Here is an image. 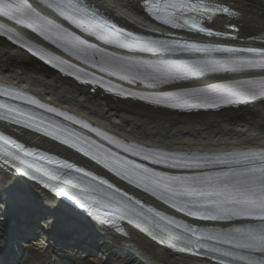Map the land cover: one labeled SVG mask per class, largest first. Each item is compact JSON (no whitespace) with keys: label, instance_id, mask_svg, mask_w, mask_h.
Instances as JSON below:
<instances>
[{"label":"snow or ice","instance_id":"obj_1","mask_svg":"<svg viewBox=\"0 0 264 264\" xmlns=\"http://www.w3.org/2000/svg\"><path fill=\"white\" fill-rule=\"evenodd\" d=\"M142 6L156 21L172 29L203 34L204 39L188 41L171 35L158 38L128 30L115 18L118 13L106 14L91 0H38L36 5L32 0H0V18L31 29L108 77L152 89L124 87L59 56L53 57L37 45L29 47V51L36 50L40 59L47 56L52 67L59 68L61 73L118 95L180 110L220 109L264 101V75L208 82L197 87L178 83L215 73L251 70L264 73V47L221 42L238 39V34H233L237 29L235 23L230 22L225 30L215 27L214 18L239 15L227 0H143ZM46 9L56 18L46 14ZM0 35L16 43L24 40L3 22ZM24 46L28 47L27 42ZM169 54L176 58H168ZM159 86H170L171 90ZM0 97L4 98L0 100V121L76 149L128 185L196 222H224L226 226L205 227L176 219L142 202L103 175L38 147L27 146L0 131V160L4 168L28 177L57 197L70 198L100 224L128 219L137 228L152 225L158 233L147 229L151 238L173 250L197 254L203 251L228 258L220 264L231 261L264 264V144L222 153L166 151L126 141L16 86L0 84ZM39 110L63 117L71 124ZM71 125L94 133L107 146ZM144 162L182 171H161Z\"/></svg>","mask_w":264,"mask_h":264},{"label":"bare ground","instance_id":"obj_2","mask_svg":"<svg viewBox=\"0 0 264 264\" xmlns=\"http://www.w3.org/2000/svg\"><path fill=\"white\" fill-rule=\"evenodd\" d=\"M91 3L107 14L118 13L117 21L131 30L172 32L150 19L143 0ZM227 4L239 15L214 18L216 29L225 30L230 22L235 23L233 34H238V39L232 43L264 47V0H227ZM0 82L34 93L129 140L159 149L222 153L264 144V102L221 112L184 114L102 90L95 93L2 38ZM16 134L34 146L85 163L73 152L37 135L27 131ZM108 225L77 212L42 186L0 166V264H220L221 260L173 250L153 240L147 229L155 231L148 225L137 228L128 219H116ZM59 231L64 236H53Z\"/></svg>","mask_w":264,"mask_h":264}]
</instances>
